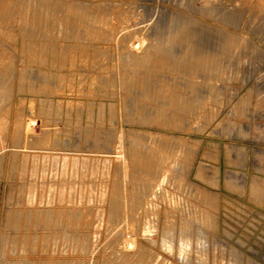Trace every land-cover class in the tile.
I'll return each mask as SVG.
<instances>
[{"label":"rangeland","instance_id":"1","mask_svg":"<svg viewBox=\"0 0 264 264\" xmlns=\"http://www.w3.org/2000/svg\"><path fill=\"white\" fill-rule=\"evenodd\" d=\"M0 74V264H264V0H0Z\"/></svg>","mask_w":264,"mask_h":264},{"label":"bare ground","instance_id":"2","mask_svg":"<svg viewBox=\"0 0 264 264\" xmlns=\"http://www.w3.org/2000/svg\"><path fill=\"white\" fill-rule=\"evenodd\" d=\"M4 7V6H3ZM40 24V23H39ZM6 35V34H5ZM10 37V36H9ZM49 43V42H48ZM4 44V43H3ZM2 45V44H1ZM38 45V44H37ZM4 46V45H3ZM31 46H33V45H31ZM42 46V45H41ZM9 47V46H8ZM49 47V46H48ZM52 48H54V47H52ZM61 48V47H60ZM5 49V48H4ZM43 52V51H42ZM52 53V52H51ZM54 54V53H53ZM56 55H57V53H56ZM3 59V58H2ZM1 59V60H2ZM3 67V66H2ZM0 75H2V74H0ZM2 80V79H1ZM4 83V82H3ZM2 84V83H1ZM4 84H6V83H4ZM6 88V87H5ZM1 89V88H0ZM1 92V91H0ZM1 96H2V93L0 94ZM2 98V97H1ZM0 102H1V100H0ZM19 119V118H18ZM19 120H17V122H18ZM19 123V122H18ZM17 125H19V124H17ZM20 126H22V125H20ZM20 126H18V127H20ZM29 126V125H28ZM23 127V126H22ZM14 128V127H13ZM29 128V127H28ZM21 129V128H20ZM21 131L22 130H20V133L19 134H21ZM27 131V130H26ZM19 132V130L17 131V133ZM18 134V135H19ZM28 141V140H27ZM111 200V199H110ZM185 230V229H184ZM131 244V243H130ZM131 247V246H130Z\"/></svg>","mask_w":264,"mask_h":264}]
</instances>
